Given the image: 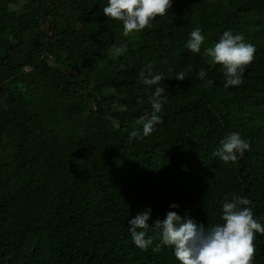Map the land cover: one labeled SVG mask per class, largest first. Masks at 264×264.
Returning a JSON list of instances; mask_svg holds the SVG:
<instances>
[{"label": "trees", "instance_id": "1", "mask_svg": "<svg viewBox=\"0 0 264 264\" xmlns=\"http://www.w3.org/2000/svg\"><path fill=\"white\" fill-rule=\"evenodd\" d=\"M107 5L0 0V264H180L170 247L133 243L129 221L146 208L150 226L169 211L215 225L238 195L264 225V0H173L127 37ZM196 28L200 53L186 48ZM225 31L256 49L227 88L205 54ZM149 64L167 93L144 137L155 86L137 80ZM232 132L250 148L226 164L214 153ZM254 244L264 264V234Z\"/></svg>", "mask_w": 264, "mask_h": 264}, {"label": "clouds", "instance_id": "2", "mask_svg": "<svg viewBox=\"0 0 264 264\" xmlns=\"http://www.w3.org/2000/svg\"><path fill=\"white\" fill-rule=\"evenodd\" d=\"M172 6L173 0H108L103 14L122 22L123 35L127 37L149 27L152 20L165 15ZM204 40L201 29L196 28L191 32L186 48L192 53H200ZM255 51V46L246 42L242 35L225 31L214 46L205 50V54L223 67L226 81L224 87L227 88L242 83L244 69L253 61ZM206 75L203 69L198 73L201 80ZM175 79L184 81L186 73H176ZM164 81V74L154 72L151 64L138 74L137 83L155 86L148 97L153 110L150 117H142L137 121L142 125L144 137L150 135L154 125L161 122L158 114L166 101L167 93ZM206 83L212 81L208 80ZM131 136L138 137L140 133L134 130ZM220 145L214 155L226 164L237 162L250 148L249 143L238 132L228 134L220 141ZM251 205L252 201L247 197L234 195L230 202L225 200L222 204V222L207 226L197 222L191 215L181 216L176 211L167 212L165 219L157 218L154 226H150L148 221L151 219L152 209L146 208L129 221V231L133 243L139 249L147 251L152 246V251L158 253L162 247H170L180 264H253L255 235L264 234V225L254 218ZM170 207L178 208L179 205L172 204ZM150 227L156 230V236L148 235ZM156 239L160 243L154 245Z\"/></svg>", "mask_w": 264, "mask_h": 264}]
</instances>
